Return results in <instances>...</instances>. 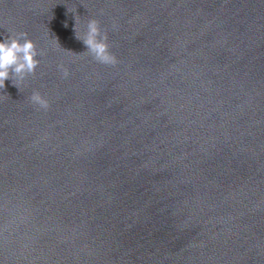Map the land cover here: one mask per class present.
<instances>
[{
    "label": "water",
    "instance_id": "water-1",
    "mask_svg": "<svg viewBox=\"0 0 264 264\" xmlns=\"http://www.w3.org/2000/svg\"><path fill=\"white\" fill-rule=\"evenodd\" d=\"M15 32L42 54L0 88V264H264V0H0Z\"/></svg>",
    "mask_w": 264,
    "mask_h": 264
},
{
    "label": "clouds",
    "instance_id": "clouds-1",
    "mask_svg": "<svg viewBox=\"0 0 264 264\" xmlns=\"http://www.w3.org/2000/svg\"><path fill=\"white\" fill-rule=\"evenodd\" d=\"M67 26L65 22L64 27ZM74 33L75 38L85 45V53L96 62L104 65H115L118 62L116 55L110 50L107 31L101 29L98 19H89L83 33H77L75 24ZM41 54L35 42L28 38L27 32L11 33L0 41V88H4L6 80H11L18 87L29 75H34L40 64L37 57ZM61 68L63 76L68 77V69L62 65ZM29 100L39 109L47 110L50 106L49 101L39 91H33Z\"/></svg>",
    "mask_w": 264,
    "mask_h": 264
}]
</instances>
